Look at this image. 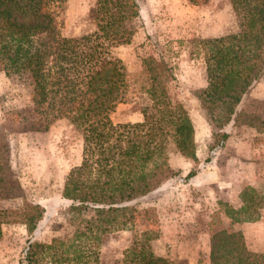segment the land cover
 I'll return each instance as SVG.
<instances>
[{
	"label": "trees",
	"instance_id": "16d2710c",
	"mask_svg": "<svg viewBox=\"0 0 264 264\" xmlns=\"http://www.w3.org/2000/svg\"><path fill=\"white\" fill-rule=\"evenodd\" d=\"M63 0H0V71L27 78L31 107L20 117L23 131H48L60 120L82 138V160L67 175L62 197L69 202L73 234L43 243L33 238L44 210L26 202L10 164L9 127L0 125V201L21 199L18 209L0 208L2 226L23 224L28 240L19 264H101L100 238L132 228L137 201L174 178L169 152L198 162L195 130L188 111L169 93L172 67L154 55L141 59L134 79L143 100L142 121L114 124L111 114L125 100L130 83L115 49L129 44V23L138 17L136 0H95V30L64 37L51 6ZM194 1V0H190ZM246 26L237 33L194 40L193 57L204 53L207 88L201 105L218 129L230 122L264 132V119L236 114L243 96L264 75V0H230ZM228 139L216 133L215 147ZM191 170L185 180L195 177ZM243 209H230L234 221ZM149 232L112 264H174L156 256ZM209 264H264V253L248 249L241 231L220 230L210 238Z\"/></svg>",
	"mask_w": 264,
	"mask_h": 264
},
{
	"label": "rangeland",
	"instance_id": "374dc122",
	"mask_svg": "<svg viewBox=\"0 0 264 264\" xmlns=\"http://www.w3.org/2000/svg\"><path fill=\"white\" fill-rule=\"evenodd\" d=\"M136 1L139 14L129 23L131 41L115 49L130 87L111 120L114 124L142 121L143 100L134 79L143 57H161L175 76L169 93L185 107L193 123L198 162L175 150L169 152V163L178 175L137 201L139 212L132 228L100 238L101 264L121 259L134 235L142 232H149L153 253L174 264H209L210 238L220 230L241 231L248 249L264 253V132L233 121L222 129L212 125L201 105L208 82L205 51L192 56L194 40L220 38L244 29L242 11H235L230 0ZM94 6L95 0L54 3L51 8L61 35L93 32ZM30 93L27 78L0 71V125L6 124L10 130V164L26 202L44 210L33 238L49 243L73 234L69 202L62 194L67 175L82 160V138L66 120L56 122L48 131H23L19 116L30 110ZM236 114L264 119V75L243 96ZM219 130L226 132L228 139L222 147H215ZM191 170H198L197 175L185 180ZM22 205L21 199L0 201L3 209ZM230 209H243L242 220L234 221ZM28 238L23 224L3 225L0 264H19Z\"/></svg>",
	"mask_w": 264,
	"mask_h": 264
}]
</instances>
